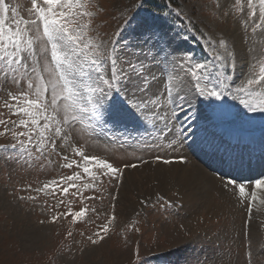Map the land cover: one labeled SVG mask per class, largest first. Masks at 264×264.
Here are the masks:
<instances>
[{
	"label": "snow or ice",
	"instance_id": "snow-or-ice-1",
	"mask_svg": "<svg viewBox=\"0 0 264 264\" xmlns=\"http://www.w3.org/2000/svg\"><path fill=\"white\" fill-rule=\"evenodd\" d=\"M213 4L212 14L217 19L231 17L244 34L248 71L238 82L235 78L240 56L235 41L223 33L215 38L201 33L211 59L199 61L191 52L172 47V38L162 30L148 29L135 43L123 42L120 29L112 36L101 34L94 26L104 11L98 0H30L27 18L16 8L10 9L6 0H0V91L7 96L0 97V106L9 113L8 118H0V137L8 135L12 140L9 145L0 144L2 158L28 167H33L35 161L41 167L45 162L57 163L62 169L73 170L34 191L47 194L51 189L54 197L57 193L67 197L75 189L71 195L77 196L82 195V190L99 191L101 177L109 178V183H123V169L138 167L137 163L119 167L107 158L86 154L90 140L103 139L119 147L130 143L124 133L123 139L115 134L101 137L106 128L129 121L137 133L135 146L154 153L155 161L171 164L179 159L187 163L183 156L165 157L169 151L183 147L185 137L177 136V121L180 112L193 119L185 110V106L192 107L193 99L225 102L230 97L249 112L264 113V45L258 47L256 43L257 35L264 40V0H233L230 6L213 0ZM174 11L181 15L179 10ZM130 22L124 19L125 26ZM191 25L189 20V31ZM224 106L215 105L221 109ZM144 133L151 139H141ZM139 159L140 163H149ZM85 178L86 182L80 183ZM218 179L221 191L246 207L250 223L253 204L264 205V178L248 184L229 174ZM28 189L32 190L31 185ZM18 199L34 201L36 197ZM85 199L102 200L103 196ZM64 203L59 199L55 207ZM148 203L141 201L145 206ZM176 206L175 201L163 195H157L152 202L153 208L167 210ZM111 207L114 210L115 204ZM88 211L87 207L79 211L69 207L65 213L52 215L51 222L68 216L77 222ZM91 211L95 213L96 209ZM115 219L113 211L95 233L97 239H87L92 244L99 243L103 239L101 231L107 233ZM260 247L264 248V241ZM136 257L137 264H145L139 251ZM251 257L249 253L248 264H254Z\"/></svg>",
	"mask_w": 264,
	"mask_h": 264
},
{
	"label": "rangeland",
	"instance_id": "rangeland-1",
	"mask_svg": "<svg viewBox=\"0 0 264 264\" xmlns=\"http://www.w3.org/2000/svg\"><path fill=\"white\" fill-rule=\"evenodd\" d=\"M6 3L10 9L16 8L28 17L30 0H6ZM98 3L104 11L94 26L101 34L112 36L120 29L123 42L135 43L148 29L162 30L172 38V47L205 61L211 56L201 33L213 38L223 33L235 41L240 56L236 81L248 71L244 34L231 17L217 19L212 14L213 0H176L171 7L159 10L147 5L146 0H98ZM221 3L230 6L233 0H221ZM174 9L181 15L177 16ZM126 17L131 21L127 26ZM178 18L185 20L186 26L191 20L192 31L197 32L195 39L191 31L179 26ZM256 43L259 47L264 45V40L257 35ZM0 97L7 99L3 91ZM218 103H224V108L215 107ZM185 110L193 119L189 120L184 112L179 113L177 136L185 137L183 147L169 151L165 158L183 156L187 163L179 159L171 164L155 161L154 153L135 146L137 133L132 131L129 121L100 133L101 137L115 134L121 139L124 133L130 141L124 147L113 146L103 139L90 140L86 154L107 158L119 167L138 164L137 168L123 169V183L117 184L114 180L109 183V178L101 177L97 192L82 190V195L72 196L76 190L71 189L67 197L59 193L54 197L51 189L47 194L37 193L34 189L42 188L52 179L59 180L62 175H70L73 170L62 169L57 163L45 162L43 167L35 161L33 167L15 164L3 159L4 153L0 152V264H137V251L145 264H248L249 253L254 264L264 260V248L260 247L264 241V211H258L264 205L253 204L252 220L248 223L246 207L222 192L218 179L229 174L248 184L264 178V113L249 112L230 97L225 102L193 99L192 107L185 106ZM0 113H3L0 118H8L9 113L2 106ZM145 137L151 139L147 133L140 138ZM11 143L10 136L0 137V144ZM139 158L149 163H140ZM196 168L213 181L208 186L209 199L203 200L201 187L191 176ZM183 173L192 181L186 183ZM29 185L32 190L28 189ZM176 192L180 196L174 195ZM29 195L36 199H18ZM92 195H102L103 199H85ZM157 195L175 201L178 206L167 210L153 208ZM59 199L65 203L56 208ZM144 200L149 201L147 206L141 204ZM69 207L73 211L87 207L89 211L77 222H72L71 216L51 222L52 215L65 213ZM92 208L96 209L95 213ZM113 211L116 219L109 231H101L103 239L92 244L87 237L97 239L95 233ZM41 220L45 222L41 224Z\"/></svg>",
	"mask_w": 264,
	"mask_h": 264
},
{
	"label": "bare ground",
	"instance_id": "bare-ground-1",
	"mask_svg": "<svg viewBox=\"0 0 264 264\" xmlns=\"http://www.w3.org/2000/svg\"><path fill=\"white\" fill-rule=\"evenodd\" d=\"M191 176L196 179L197 183L199 184L198 186L201 187V194L203 195V200L209 199L210 191L208 189V186H211V183H213L212 179L204 175L199 168H196L194 171H191ZM183 177H185L183 179L186 180V183H189L190 181H192L191 178L186 173H183ZM171 180L174 181V179H171ZM199 182H201L202 185H200ZM187 185L189 186V184Z\"/></svg>",
	"mask_w": 264,
	"mask_h": 264
},
{
	"label": "trees",
	"instance_id": "trees-1",
	"mask_svg": "<svg viewBox=\"0 0 264 264\" xmlns=\"http://www.w3.org/2000/svg\"><path fill=\"white\" fill-rule=\"evenodd\" d=\"M176 2V0H146V4L151 6V7H154V9H158L159 8H168V7H171L172 4H174ZM178 24L179 26L186 31V29H188V27H186V21L181 19V18H178ZM193 33V37L194 39L196 38L197 36V32L196 31H191ZM196 43H197V40H194Z\"/></svg>",
	"mask_w": 264,
	"mask_h": 264
}]
</instances>
